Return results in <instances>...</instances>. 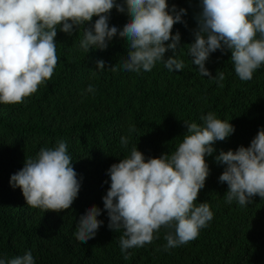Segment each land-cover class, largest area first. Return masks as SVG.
I'll return each instance as SVG.
<instances>
[{
  "label": "trees",
  "instance_id": "1",
  "mask_svg": "<svg viewBox=\"0 0 264 264\" xmlns=\"http://www.w3.org/2000/svg\"><path fill=\"white\" fill-rule=\"evenodd\" d=\"M168 2L169 10L173 3L187 9L184 22L173 28V34L181 35L176 55L184 61L183 70L169 71L157 62L151 71H125L126 37L117 35L106 50L87 53L79 46L83 28L71 36L58 29L59 60L52 78L23 103H0V259L7 262L31 251L35 264H264V200L255 196L243 206L226 202L228 185L219 181L226 166L216 161L221 151L249 146L264 128V65L251 80L242 81L231 51L217 50L205 67L212 76L224 73L223 87L202 76L187 45L195 39L200 2ZM128 20L127 13L111 10L110 26L122 28ZM171 55V50L165 54ZM100 59L106 62L103 70L97 68ZM89 85L94 91H88ZM209 112L229 121L235 131L216 141L215 151L206 157L210 171L196 204L207 202L214 217L195 240L165 250L170 230L161 228L158 239L128 249L131 255L125 259L123 229L108 227L106 210L98 217L103 223L95 237L86 243L76 240L79 217L92 205L104 209L107 170L113 163L130 155L133 147L145 159L171 154L187 132L184 121L202 125L201 115ZM122 136L129 139L127 147L120 143ZM58 141L66 143L81 188L70 209L44 212L27 205L10 177L23 168L25 158L35 159L41 148H54Z\"/></svg>",
  "mask_w": 264,
  "mask_h": 264
},
{
  "label": "clouds",
  "instance_id": "2",
  "mask_svg": "<svg viewBox=\"0 0 264 264\" xmlns=\"http://www.w3.org/2000/svg\"><path fill=\"white\" fill-rule=\"evenodd\" d=\"M199 2L195 39L187 44L193 65L223 87L224 73L212 76L205 62L217 50H230L236 75L242 81L251 80L264 65V0ZM113 8L129 16L122 28L109 25ZM186 13L175 3L169 10L168 0H0V103H23L52 78L59 60L58 29L71 36L83 28L79 46L87 53L93 48L106 50L117 35L126 37L125 71H151L157 62L169 71H181L185 64L176 55L182 47L181 35L173 34V28L184 22ZM93 17H98L94 23ZM169 50L173 55L166 58ZM105 63L97 60V68L105 69ZM88 91H94L91 85ZM201 121L202 125L184 121L187 132L171 154L145 159L133 147L130 155L113 163L107 170L110 187L102 197L104 209L92 205L79 217L76 240L86 243L95 237L103 223L98 217L105 210L108 227L116 232L123 229L120 246L125 259L131 255L128 249L158 239L161 228L170 230L164 237L165 250L195 240L214 217L207 202L196 204L210 171L206 157L215 151L216 141L235 131L233 124L211 112L202 114ZM120 143L127 147L128 137L122 136ZM72 161L66 143L58 141L54 148H41L35 159L25 158L23 168L11 175L10 185L21 189L32 208L68 210L81 188ZM216 161L226 166L219 177L228 185L226 202L235 200L243 206L255 196L264 200V128L249 146L221 151ZM0 264L35 261L28 251L7 262L0 259Z\"/></svg>",
  "mask_w": 264,
  "mask_h": 264
}]
</instances>
